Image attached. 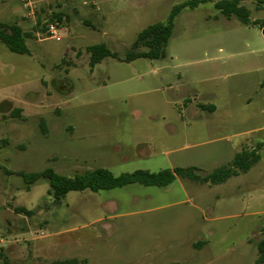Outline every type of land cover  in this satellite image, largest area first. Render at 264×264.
I'll list each match as a JSON object with an SVG mask.
<instances>
[{
  "label": "rangeland",
  "instance_id": "obj_1",
  "mask_svg": "<svg viewBox=\"0 0 264 264\" xmlns=\"http://www.w3.org/2000/svg\"><path fill=\"white\" fill-rule=\"evenodd\" d=\"M186 1L45 2L31 19L19 2L0 0V21L31 33L28 54L0 43V166L66 177L196 167L203 177L264 142V0L241 2L258 27L220 14L221 0L185 9L165 58L138 60L143 68L123 62L142 30ZM53 11L68 15L66 32L42 41L37 18ZM101 44L117 58L90 66L87 48ZM73 67L80 80L65 74ZM260 155L218 185L176 178L165 188L70 192L60 202L46 180L28 190L0 170V251L7 264H254L264 238Z\"/></svg>",
  "mask_w": 264,
  "mask_h": 264
},
{
  "label": "trees",
  "instance_id": "obj_2",
  "mask_svg": "<svg viewBox=\"0 0 264 264\" xmlns=\"http://www.w3.org/2000/svg\"><path fill=\"white\" fill-rule=\"evenodd\" d=\"M243 0H221L214 3V8L223 16L230 19L235 17L244 26H259V22L250 18L249 11L241 5ZM210 0H190L174 6L170 12L166 22H158L152 24L142 30L137 36L132 49L128 51L123 62L130 63L137 59L159 60L166 56V46L172 35L174 21L176 17L185 9L194 10L200 4H205ZM61 5H58V8ZM68 15L64 11L51 12L48 18H37L36 28L40 32L45 30V24L52 18L61 20ZM264 23L259 26L263 28ZM31 33H24L17 23L0 22V43H2L10 52L15 54H28L26 46V38ZM140 48H143L140 49ZM89 53L90 66L101 63L105 58H117L105 45H93L87 48ZM43 133H46L45 123H40ZM3 144L7 141L3 140ZM264 149V143L257 144L253 149H243L237 153L227 166L215 169L210 174L201 177L195 172L199 169L196 167L181 168L176 167L159 172H149L146 170H136L133 173H125L115 176L106 169H96L88 171L84 174L75 175L74 177H66L56 173L51 168H47L41 172L25 173L23 171L11 172L6 171L0 166V170L11 175L14 174L22 178L26 189L40 180H46L49 185L48 195L55 201L60 202L65 199L70 192H82L89 190L91 192H99L123 188L132 184H140L145 187L165 188L172 184L176 178L188 179L199 184L218 185L225 183L231 177L247 173L260 158V151ZM15 212L18 214L32 215L31 211L22 207H16ZM0 264H7L6 257L0 251ZM51 264H85L76 258L55 261ZM254 264H264V238L257 243V259Z\"/></svg>",
  "mask_w": 264,
  "mask_h": 264
},
{
  "label": "built area",
  "instance_id": "obj_3",
  "mask_svg": "<svg viewBox=\"0 0 264 264\" xmlns=\"http://www.w3.org/2000/svg\"><path fill=\"white\" fill-rule=\"evenodd\" d=\"M19 2L23 8L26 10V14L24 17L26 18H35V14L37 10L44 6V3L46 5L49 4V2H56V3H64V2H77L81 6L89 9H95L96 8V0H14ZM65 16L59 20L57 18H52L51 20H48L45 24V30L43 32H39L38 34L41 35V39L43 40H54V41H61L63 33L66 32L65 27Z\"/></svg>",
  "mask_w": 264,
  "mask_h": 264
},
{
  "label": "crops",
  "instance_id": "obj_4",
  "mask_svg": "<svg viewBox=\"0 0 264 264\" xmlns=\"http://www.w3.org/2000/svg\"><path fill=\"white\" fill-rule=\"evenodd\" d=\"M0 22H5V23H10V22H8V21H0ZM11 23H16V22H11ZM2 44V43H1ZM3 45V44H2ZM6 48V47H5ZM138 60H143V59H137V60H135V61H132V62H130V63H126V64H132L133 66L132 67H138V68H143V67H145V65L144 64H140V63H137L138 62ZM144 60H147V59H144ZM100 65V64H99ZM150 66V65H149ZM74 68V69H73ZM73 68H70V69H67V70H65V74L67 75V76H73L74 74L76 75L77 73H76V68H78V67H73ZM76 80H80V78H79V76L78 75H76V76H73ZM88 81V80H87ZM262 143H264V142H262ZM260 160H261V158H260ZM264 230V229H263ZM250 241V240H249ZM248 241V242H249ZM203 245V244H202Z\"/></svg>",
  "mask_w": 264,
  "mask_h": 264
},
{
  "label": "water",
  "instance_id": "obj_5",
  "mask_svg": "<svg viewBox=\"0 0 264 264\" xmlns=\"http://www.w3.org/2000/svg\"><path fill=\"white\" fill-rule=\"evenodd\" d=\"M261 34L264 36V27L261 29Z\"/></svg>",
  "mask_w": 264,
  "mask_h": 264
}]
</instances>
